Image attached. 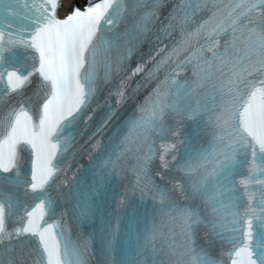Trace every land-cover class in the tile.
I'll return each mask as SVG.
<instances>
[{
  "label": "snow or ice",
  "instance_id": "6c2138e0",
  "mask_svg": "<svg viewBox=\"0 0 264 264\" xmlns=\"http://www.w3.org/2000/svg\"><path fill=\"white\" fill-rule=\"evenodd\" d=\"M62 6L0 0V264H264V0ZM154 82L73 185L97 113L89 151Z\"/></svg>",
  "mask_w": 264,
  "mask_h": 264
},
{
  "label": "bare ground",
  "instance_id": "6f19581e",
  "mask_svg": "<svg viewBox=\"0 0 264 264\" xmlns=\"http://www.w3.org/2000/svg\"><path fill=\"white\" fill-rule=\"evenodd\" d=\"M74 1H77V2L80 1L81 2L82 0H74Z\"/></svg>",
  "mask_w": 264,
  "mask_h": 264
}]
</instances>
